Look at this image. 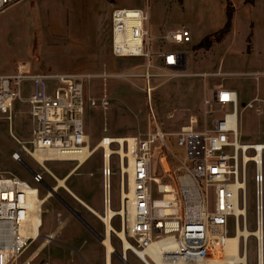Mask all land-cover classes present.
Here are the masks:
<instances>
[{"label":"rangeland","instance_id":"obj_1","mask_svg":"<svg viewBox=\"0 0 264 264\" xmlns=\"http://www.w3.org/2000/svg\"><path fill=\"white\" fill-rule=\"evenodd\" d=\"M227 3L234 11L231 30L219 36L227 21ZM149 6L150 28L153 37L151 51L150 98L145 92L146 82L141 76L146 71L147 60L141 57L117 58L112 54L111 15L116 7L140 8ZM186 27L191 42L166 44L158 37L164 33ZM218 33V34H216ZM210 37L209 44H201ZM172 50L187 55L185 74L164 75L157 53ZM27 61L35 72L88 74L93 78L86 84V95L95 99L107 96V109L89 108L85 115V128L90 147H95L108 130L111 136H145L155 132L156 123L168 133L166 144L175 157L171 164L176 174L182 163L191 164L187 150L178 144L174 135L187 124L191 116L197 118L199 129L211 126L214 119L232 111L231 105L206 104L213 101L214 90L222 85L234 89L239 95V141L264 143V0L244 4L243 0H21L0 12V74L12 73L18 62ZM201 73L212 74L207 79ZM263 75H255V74ZM23 94L31 93V82L23 83ZM259 98L253 108L244 104ZM29 106L15 103L10 123L0 115V173L17 176L44 198L49 190L44 183L57 187L56 192L42 205L43 225L40 238L23 254L26 258L54 234L53 240L36 256L32 264H104L105 237L102 220L73 197L57 178H66L65 185L77 197L100 214L102 201V151L97 149L75 172L76 161H46L48 171L39 166L25 152L22 159L33 172H40L43 182L33 179V173L21 162L11 157V151H19L15 137L26 145L32 138V118ZM170 133V134H169ZM15 136V137H14ZM161 144L160 141L156 143ZM264 175V151H263ZM151 173L162 183L172 184L158 161L157 152L151 163ZM71 174V175H70ZM112 208L119 207V169L115 158L112 162ZM209 212L215 210V188L206 187L201 180ZM58 195V197H57ZM154 198L161 195L154 192ZM255 183L253 164L248 166L247 202L248 228L255 229ZM82 214V218L94 233L66 206ZM115 229L120 228L119 217L112 220ZM100 237H98V235ZM234 219L229 220V235L234 236ZM155 235V234H154ZM114 264H121L117 253L122 243L112 234ZM132 243L135 244L133 240ZM241 248V246H240ZM241 250V249H240ZM121 260V259H120ZM122 261V260H121ZM129 264L143 262L129 252ZM122 264L123 261H122ZM248 264H257L256 243L250 238Z\"/></svg>","mask_w":264,"mask_h":264},{"label":"built area","instance_id":"obj_2","mask_svg":"<svg viewBox=\"0 0 264 264\" xmlns=\"http://www.w3.org/2000/svg\"><path fill=\"white\" fill-rule=\"evenodd\" d=\"M20 1L0 0V12ZM111 30L113 56L147 60L146 71L141 76L145 79V92L150 98L149 68L153 37L148 4L146 10L114 8ZM158 39L166 44H176L191 42L192 37L186 27H181L160 35ZM183 54L172 50L157 53L164 75L185 74V70L180 69L184 64L187 67V55ZM200 75L207 79L212 74ZM92 78L84 73L35 72L27 61L18 62L12 73L0 74V115L11 123L15 103L21 101L29 106L28 112L32 118V138L28 141L31 148L26 145L27 141L14 136L20 144L19 151H11L14 160L20 162L23 151L48 171L46 161L73 160L78 164V159L67 157L81 153L84 148H90L92 152L96 148L101 149L102 214L105 215L107 206L112 208V162L115 158L119 169V207L114 209L112 220L119 217L120 228L116 230L127 232V239L131 243V247L126 249L127 254L131 252L136 256V249L145 250L153 242L167 239L170 245L160 253L166 262L181 260L182 264H213L226 258L229 238L237 236L240 229H249L247 174L250 163L254 167L255 183L253 231L264 229V143L261 139L253 143L239 141L240 111L236 90L219 85L214 90L213 101L206 100V104L219 105L221 109L227 105L232 107V111L215 118L211 126L200 130L197 118L191 116L189 122L174 133L178 137V144L186 147L187 158L191 161V164L182 163L178 170L185 172L177 175L171 164L175 156L165 141L168 133L162 131L157 123L155 132L149 131L143 137H114L104 129L98 144L90 147L85 128L87 109L105 110L110 106L107 96L95 99L86 95V84ZM25 81L32 85L31 93L27 96L22 90ZM258 102L261 99H253L244 104V108H253ZM158 141L161 144L157 145ZM155 152L172 184L162 183L160 178L152 175L151 163ZM33 179L38 183L43 182L40 172L35 171ZM55 179L58 181L57 177ZM201 180H204L206 187L215 188L213 212L207 209ZM32 188L37 192L32 193ZM56 190L57 187H53V191L48 190L44 197H51ZM154 192L161 197L154 198ZM37 196L38 189L25 180L0 173V264H32L39 255L40 251L37 253L36 249L22 258L40 237L38 230L41 229L42 204L32 201ZM236 204L238 213L235 211ZM36 216L39 217L38 221L35 220ZM230 218L234 219V236L229 235ZM253 231L248 239L241 233V253H248L249 240L254 238L257 264H260L263 239ZM112 234L119 237L123 248L119 233L112 230ZM46 237L45 241L50 242L54 234ZM139 259L144 264L155 263L149 253L145 254V259Z\"/></svg>","mask_w":264,"mask_h":264},{"label":"bare ground","instance_id":"obj_3","mask_svg":"<svg viewBox=\"0 0 264 264\" xmlns=\"http://www.w3.org/2000/svg\"><path fill=\"white\" fill-rule=\"evenodd\" d=\"M96 150H97V148L94 149V151L92 152L90 148H88V149L84 148L81 151V153L74 154V155L67 157L68 159H78L79 160V163L72 170L71 174L73 172H75V170L78 167L83 165ZM40 159L41 158L39 157V160ZM68 177L63 178V179L58 178V185L59 186H66L65 181ZM36 192L37 191H35V188H32V193H36ZM70 192L72 195H74V197L80 203H82L84 206H86L89 210L93 211L94 214L97 215L103 221V223L105 225V230H106V238L104 239L103 243L105 244V247H106L107 264H111V254L115 251L114 247L112 245V242H111L112 230H115L122 237L124 249L131 247V243L127 239L126 230L124 232H120V231L116 230L112 225V217L115 214V210L113 208H110L109 206H107V210L105 211V215L100 214L98 211L94 210L91 206L86 204L82 199L77 197L72 191H70ZM49 198H50V195H48L44 198H40L39 196H37V197H34L32 201H34V202H35V200L39 201L38 203L43 205L47 201V199H49ZM235 211L237 213L239 212V208H238L237 204L235 205ZM35 220L38 221L39 217L36 216ZM42 225H43V220H41V227H42ZM252 231L253 230H249V229H247V230H241L240 229L237 236L229 238V240L227 242V246H226V258L220 259L218 262L213 263V264H239V263L248 264V260H247L248 253L246 252V254H243V253H241V250H240L241 249L240 248V246H241V239H240L241 236L240 235L243 234L246 237V239H248V236L250 234H252L251 233ZM253 232L258 233L260 238L263 239V246L261 247L259 259H260V264H264V229L261 228L258 232H256V230H254ZM40 233H41V229L38 230L39 236H40ZM45 243H47V242L45 241L44 243H42V245L39 248H37V253L42 249L43 246H45ZM169 243L170 242L167 239L157 241V242H153L145 250L136 249L135 250L136 256L139 258L145 259V254L149 253L155 260V263H152V264H182L181 260H176L175 262H172V261L166 262L164 260V258L161 257L160 253L162 251H164V249H166L168 247V245H170ZM257 255H258V253H257Z\"/></svg>","mask_w":264,"mask_h":264},{"label":"water","instance_id":"obj_4","mask_svg":"<svg viewBox=\"0 0 264 264\" xmlns=\"http://www.w3.org/2000/svg\"><path fill=\"white\" fill-rule=\"evenodd\" d=\"M183 56H185L184 54H183ZM181 70H185L186 69V64H184L181 68H180ZM21 163H23L32 173H34L33 172V170L28 166V164L22 159L21 161H20ZM44 185H45V187H47L50 191H53V187L52 186H50V185H48L47 183H44ZM57 197H58V195H57ZM66 206L68 207V209L72 212V214L73 215H75L78 219H80L87 227H89L91 230H92V228L88 225V223H86V221H84V219L82 218V214L80 213V212H78V211H75L74 209H72L70 206H68L67 204H66ZM91 211V210H90ZM91 212H93V211H91ZM112 234V233H111ZM100 237V236H99ZM100 239L101 240H104V237L103 236H101L100 237ZM115 252V251H114ZM117 255L122 259V261H123V263L124 264H129L128 263V261H127V251H126V249H124V248H122V252L121 253H117Z\"/></svg>","mask_w":264,"mask_h":264},{"label":"trees","instance_id":"obj_5","mask_svg":"<svg viewBox=\"0 0 264 264\" xmlns=\"http://www.w3.org/2000/svg\"><path fill=\"white\" fill-rule=\"evenodd\" d=\"M255 0H243L244 4H254ZM230 5L227 3V21L225 23V26L223 29H221L218 33L220 34L219 36H222L224 34H227L231 30V25H232V18H233V13L232 9L229 7ZM216 33V34H218ZM210 43V37H205L204 40L201 42V44H209Z\"/></svg>","mask_w":264,"mask_h":264},{"label":"crops","instance_id":"obj_6","mask_svg":"<svg viewBox=\"0 0 264 264\" xmlns=\"http://www.w3.org/2000/svg\"><path fill=\"white\" fill-rule=\"evenodd\" d=\"M66 187V186H65ZM67 188V187H66ZM68 189V188H67ZM67 191H71V190H67ZM70 194H71V192H70ZM73 197H74V195H73ZM75 198V197H74ZM77 200V199H76ZM104 224V223H103ZM92 231L94 232V230L92 229ZM104 231H105V225H104ZM94 233H96V232H94ZM106 234V233H105ZM98 235V237H99V234H97ZM112 236V235H111ZM99 240H100V242L102 241V243H103V240H101L100 238H99ZM111 242H112V238H111ZM104 244V243H103ZM105 246V245H104ZM115 250V249H114ZM113 254H114V252L111 254V264H114V260H113ZM120 258V257H119ZM121 259V258H120ZM120 259H118L120 262H121V264H122V259L120 260ZM104 264H107V258H106V248H105V252H104ZM144 264V263H143Z\"/></svg>","mask_w":264,"mask_h":264},{"label":"flooded vegetation","instance_id":"obj_7","mask_svg":"<svg viewBox=\"0 0 264 264\" xmlns=\"http://www.w3.org/2000/svg\"><path fill=\"white\" fill-rule=\"evenodd\" d=\"M105 233H106V230H105ZM106 238V234H105V237H104V239ZM104 241V240H103ZM107 258V257H106Z\"/></svg>","mask_w":264,"mask_h":264}]
</instances>
